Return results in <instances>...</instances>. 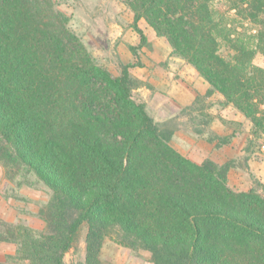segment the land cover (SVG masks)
Returning a JSON list of instances; mask_svg holds the SVG:
<instances>
[{"label":"trees","instance_id":"16d2710c","mask_svg":"<svg viewBox=\"0 0 264 264\" xmlns=\"http://www.w3.org/2000/svg\"><path fill=\"white\" fill-rule=\"evenodd\" d=\"M122 2L139 36L135 57L150 45L144 19L209 93L249 120L250 142L264 140V67L254 63L264 55V0ZM232 11L257 26L252 37L229 22ZM69 20L54 0H0V163L50 193L44 231L0 232L16 245L13 261L65 264L86 226L85 259L75 264H105L106 239L147 250L152 264H264V196L228 186L232 162L179 152L173 130L133 96L134 65L114 76Z\"/></svg>","mask_w":264,"mask_h":264},{"label":"rangeland","instance_id":"374dc122","mask_svg":"<svg viewBox=\"0 0 264 264\" xmlns=\"http://www.w3.org/2000/svg\"><path fill=\"white\" fill-rule=\"evenodd\" d=\"M54 1L69 16V27L99 65L114 76L121 73L124 65H134L130 68L135 82L133 96L146 103L160 127L173 130L171 144L179 152L197 163L205 159L218 164L232 162L228 186L236 191L255 186L264 196V140L250 142L249 120L221 94L209 93L210 85L196 68L171 55L165 37L140 20L150 45L139 49L135 57L130 48L139 43V36L131 26L132 11L122 0ZM228 20L244 37L256 33L257 26L247 22L241 13H228ZM221 49L227 53L224 46ZM254 63L264 67V55L257 53ZM49 197L46 186L33 176L0 163V232L17 225L44 231L41 211ZM85 235L83 226L77 242L65 253V264L84 261ZM15 248L12 242L0 241V264H25L10 257ZM100 258L105 264H152L147 250L127 248L111 239L104 241Z\"/></svg>","mask_w":264,"mask_h":264},{"label":"crops","instance_id":"0c3cea01","mask_svg":"<svg viewBox=\"0 0 264 264\" xmlns=\"http://www.w3.org/2000/svg\"><path fill=\"white\" fill-rule=\"evenodd\" d=\"M206 86V85H205Z\"/></svg>","mask_w":264,"mask_h":264}]
</instances>
